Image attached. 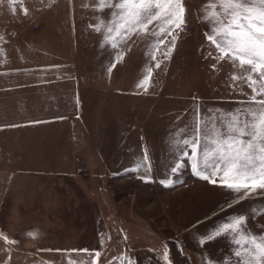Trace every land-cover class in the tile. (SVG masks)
<instances>
[{
    "label": "rangeland",
    "instance_id": "obj_1",
    "mask_svg": "<svg viewBox=\"0 0 264 264\" xmlns=\"http://www.w3.org/2000/svg\"><path fill=\"white\" fill-rule=\"evenodd\" d=\"M98 3L27 0L28 11L7 13L9 21L0 22L11 24L0 26V69L70 68L81 105L85 90L97 105L102 89L120 90L123 99L122 123L96 122L108 118L94 116V105L90 123L6 122L23 119L20 107L30 103L20 101L21 85L0 76V264H215L230 255L232 244L224 237L201 244V237L236 213L262 208L264 196L236 203L219 177L213 184L193 174L181 156L191 152L180 141L192 135L197 110L219 115L251 104L248 66L219 59L206 39L213 25L204 12L214 0H183L186 23L174 33L168 58L163 53L172 38L159 35L158 22L126 43L115 37L118 46L111 47L105 36L114 9L98 11ZM101 19L105 26L96 31ZM157 39L165 42L155 51ZM149 70L145 91L137 85ZM233 75L245 78L234 81ZM165 106L178 122H123L136 110L140 116L165 115ZM161 151L180 154L179 161ZM139 153L149 167L168 169L183 161L176 173L185 187L156 203V189L134 183ZM122 165L125 170L117 172ZM140 200L141 209L149 210L143 217L132 213ZM248 227L264 234V215Z\"/></svg>",
    "mask_w": 264,
    "mask_h": 264
},
{
    "label": "snow or ice",
    "instance_id": "obj_2",
    "mask_svg": "<svg viewBox=\"0 0 264 264\" xmlns=\"http://www.w3.org/2000/svg\"><path fill=\"white\" fill-rule=\"evenodd\" d=\"M106 7L114 9L105 36L113 48L118 46L115 37L119 38V43H126L134 33L150 32L149 26L158 22L159 35L172 38L169 49L163 53L168 58L175 46L174 33L182 30L186 23L183 0H99L97 10L102 12ZM204 15L213 25L212 34L206 35V39L217 49L218 58L227 57L241 68L248 66L246 80L252 90L251 104L219 115H201L197 110L192 135L180 141L191 155L182 152L181 156L189 160L194 175L213 184L219 177V184L231 191L233 199L239 203L264 196V99H257L264 96V0H214L206 7ZM104 26L101 19L96 31ZM164 42L157 39L155 51ZM159 66L157 62L155 67ZM150 71L137 87L147 90ZM244 78L232 76L234 81ZM181 167L183 161L173 165L172 173ZM163 183L171 185L175 181ZM228 206H234L232 201H228ZM260 215H264V206L250 207L226 218L201 237V244L219 237L232 244L230 255L215 264H264V234L252 233L248 227V222ZM164 256L167 260V251Z\"/></svg>",
    "mask_w": 264,
    "mask_h": 264
},
{
    "label": "crops",
    "instance_id": "obj_3",
    "mask_svg": "<svg viewBox=\"0 0 264 264\" xmlns=\"http://www.w3.org/2000/svg\"><path fill=\"white\" fill-rule=\"evenodd\" d=\"M44 5L47 4L45 1ZM49 4V3H48ZM47 4V5H48ZM52 9V10H51ZM27 0H0V22L9 21L7 18V13L11 15L16 12H26L28 11ZM49 12H53L52 5L47 6ZM3 17L1 18V16ZM10 17V16H9ZM8 26L11 24H0V26ZM0 76H3L2 80L7 81L11 85H21L23 88L22 97L20 101H27L30 104H24L21 109L20 117L23 119L16 120H7L6 122L14 123H57V122H71V123H90L92 120L88 119L91 116L92 106L97 107L96 113L94 116H105L108 119L100 118L96 122L99 123H122L123 118V99L122 91L118 90H100L99 95V104H95L92 101L93 95L87 93L88 90H85V95L83 96L84 103L81 105V97L78 94V89L74 82V73L70 68H57V67H39V68H15V69H0ZM68 84V85H67ZM88 87V85H85ZM90 86V85H89ZM18 87V86H17ZM91 87V86H90ZM30 93V94H29ZM106 93V94H105ZM33 94V95H32ZM97 98V96H94ZM94 98V99H95ZM19 99V98H18ZM30 108V109H29ZM169 106H165V115L160 114H150L147 116L138 115V110H136V115L131 114L130 120H124L123 122L131 123H157V124H167L172 121V116L169 114L170 110L166 109ZM29 109V111H26ZM35 109V111H33ZM83 117L82 120L78 119ZM75 118L72 120L69 119H59V118ZM35 118V119H29ZM0 122H5L0 120ZM166 133V132H165ZM168 150V149H167ZM167 154H172L169 152H160L162 157H166ZM177 155L174 162H178L179 159ZM137 159L132 165L133 169V178L134 183L138 182L144 187L154 188L159 194L158 198L155 199V202L164 203L165 198L171 196V192L179 191L185 187V183L181 182L180 177L177 173H172L171 168L165 167L161 169L150 165L142 153L136 155ZM172 160V159H171ZM127 166V165H126ZM125 166H118L116 171H124ZM129 168V167H128ZM127 169V167H126ZM172 180L175 181L174 184L167 185L163 181ZM200 182L195 183L196 189L200 190L202 187L199 185ZM156 192L152 193L154 195ZM148 195V194H147ZM201 195V192H200ZM155 198V197H153ZM151 201V202H150ZM149 201L148 209H151L152 199ZM151 203V204H150ZM142 201H138L137 208L138 211L132 208V213L135 216L143 217L145 216V211L147 209H141ZM145 207V205H142ZM144 214V215H143Z\"/></svg>",
    "mask_w": 264,
    "mask_h": 264
},
{
    "label": "built area",
    "instance_id": "obj_4",
    "mask_svg": "<svg viewBox=\"0 0 264 264\" xmlns=\"http://www.w3.org/2000/svg\"><path fill=\"white\" fill-rule=\"evenodd\" d=\"M186 30L190 31V30H192V27H191V29H190L189 27H187ZM131 196H132V195H131Z\"/></svg>",
    "mask_w": 264,
    "mask_h": 264
}]
</instances>
